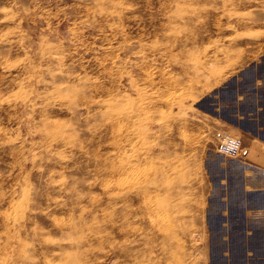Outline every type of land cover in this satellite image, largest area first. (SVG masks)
<instances>
[{
  "label": "rangeland",
  "instance_id": "rangeland-1",
  "mask_svg": "<svg viewBox=\"0 0 264 264\" xmlns=\"http://www.w3.org/2000/svg\"><path fill=\"white\" fill-rule=\"evenodd\" d=\"M258 105L264 0H0V264H264Z\"/></svg>",
  "mask_w": 264,
  "mask_h": 264
},
{
  "label": "crops",
  "instance_id": "crops-1",
  "mask_svg": "<svg viewBox=\"0 0 264 264\" xmlns=\"http://www.w3.org/2000/svg\"><path fill=\"white\" fill-rule=\"evenodd\" d=\"M264 109L258 105L255 109V111L252 112H240L236 115V126H243L244 124L250 123L252 126H258V129H260V126H264L263 118H264ZM222 122L220 126H233L230 123H225L222 119H217ZM230 124V125H229ZM225 130V129H222Z\"/></svg>",
  "mask_w": 264,
  "mask_h": 264
},
{
  "label": "built area",
  "instance_id": "built-area-1",
  "mask_svg": "<svg viewBox=\"0 0 264 264\" xmlns=\"http://www.w3.org/2000/svg\"><path fill=\"white\" fill-rule=\"evenodd\" d=\"M243 148V141L239 138L226 137L218 145L217 151L219 154L227 157L239 156Z\"/></svg>",
  "mask_w": 264,
  "mask_h": 264
}]
</instances>
